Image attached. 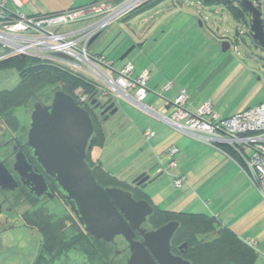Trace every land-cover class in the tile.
Here are the masks:
<instances>
[{"label":"rangeland","instance_id":"1","mask_svg":"<svg viewBox=\"0 0 264 264\" xmlns=\"http://www.w3.org/2000/svg\"><path fill=\"white\" fill-rule=\"evenodd\" d=\"M31 1L46 8H81L95 1L106 0H28L30 3ZM233 6L238 7L234 2ZM26 11L27 6L25 5L22 12L26 13ZM143 14L141 21L146 23H133L131 29L128 28L129 26H124L126 34L135 35L137 32H143L146 28L145 25L150 26V24L160 25V28L156 31V28L153 29L151 32L153 36L151 39H147L146 48L153 41L156 42L149 47V51L142 59L133 60L134 67H137L141 62H148L149 68L154 66L157 70L170 69L174 75L181 76L180 80L184 87L182 90L187 93L191 92L190 96L196 94L197 98L201 97L206 101H212L213 106L223 118L252 108L264 100V53L253 44L249 37L244 36L246 29L243 28L242 23L237 22L226 6L204 0H163ZM240 29L242 37L232 39L236 35V31ZM163 31L164 35L161 34ZM119 33L120 28L113 29L109 36L103 38L104 40L97 39L90 50L95 55L103 54L107 58H119L123 52L121 54L114 52L120 41H117ZM223 43L229 45L226 52H222L221 45ZM136 51L131 52L128 59H132ZM88 79L90 80L89 77ZM17 83L18 77L14 71L8 70L0 73V90L12 89ZM53 89L54 87H48L44 91V96L38 101L45 105L49 104ZM99 101L105 102L106 99L99 98ZM34 103L35 100L30 101L13 111L17 120V128L10 129L8 132L20 137L21 143L26 140L28 121ZM118 106V112L104 123L102 122V128H106L112 136L110 143L113 152L111 153H114L104 160L109 165L104 161L103 165L109 166V171L115 173L123 166L122 164L126 163L125 160H121L119 152L115 150L120 149L121 143L124 147L126 143L135 140L134 129L130 130L129 125L125 121L124 123L121 121L122 116L147 122L148 129L153 132L161 126L171 128L125 101H120ZM1 127L0 125V134L4 132ZM178 134L181 137L184 136L180 132ZM121 140L123 142H119ZM142 141L143 143L148 142L145 139ZM144 144L150 147V142ZM194 147H197L193 149L199 153L191 158L190 165L186 169L188 170L187 174L192 178L191 183L187 184L188 187L186 182L180 188H176L174 185L178 166L177 152L174 156V160L177 162L176 168L171 172L163 173L154 182L147 185L143 190L144 193L153 200L159 209L184 211L185 213L199 212L205 215H211V212L215 211L214 202L222 198L217 203L216 210L222 214L224 220L236 219L240 229L239 233L243 237H250V241L255 242L257 258L254 264H264V210H257L256 206L252 204L254 200V195L251 193L252 188L254 190L252 182L247 176L241 177L238 170L224 160L226 158L224 155L221 153L222 157L218 155L216 151L219 149L215 150L212 145L200 146L197 143ZM10 150L11 148L7 147L4 152H0V159H4ZM137 152V150L132 152L128 159H135L134 153ZM166 153L171 159L172 156L168 152ZM153 175L152 178L158 176ZM2 199L3 196L0 194V201ZM42 202V199L38 200L35 207L37 208ZM208 202L212 205H209ZM32 208L33 206L30 204H22L14 211L23 215L31 211ZM48 208L49 210H46L53 214V217L62 214L58 208L55 209L51 205H48ZM148 228L152 229L153 227L148 226ZM2 241L4 250L16 248V251L12 254H1L0 264H29L33 258L38 256L37 238L26 229L6 233L2 237ZM116 242L120 243L121 240L116 239ZM122 248L123 246H120L118 250ZM49 264L90 263L80 250L74 248L57 256Z\"/></svg>","mask_w":264,"mask_h":264},{"label":"built area","instance_id":"2","mask_svg":"<svg viewBox=\"0 0 264 264\" xmlns=\"http://www.w3.org/2000/svg\"><path fill=\"white\" fill-rule=\"evenodd\" d=\"M146 1L94 2L82 8L33 16L22 12L26 0H0V59L32 57L89 77L99 97L116 103L125 101L186 137L219 146V151L234 161L264 199V100L252 108L223 118L214 111L211 101L202 102L193 113L188 112V96L181 89L172 103L171 111L163 114L146 103L148 71L133 76L132 60L113 70L112 60L90 52L89 42L93 37ZM248 1L260 12L264 26V0ZM241 32L240 29L239 36L232 39L240 38ZM170 88L171 84L168 83L162 90L168 91ZM89 99L81 97L79 104ZM153 136L151 131L143 133L145 141ZM224 147L235 157L229 156ZM167 152L172 157L168 164L162 165L160 171L163 173L177 166L174 156L178 150L171 147ZM184 182L182 177L176 176L174 179L176 188H180Z\"/></svg>","mask_w":264,"mask_h":264},{"label":"water","instance_id":"3","mask_svg":"<svg viewBox=\"0 0 264 264\" xmlns=\"http://www.w3.org/2000/svg\"><path fill=\"white\" fill-rule=\"evenodd\" d=\"M239 5L248 18L249 30L244 36L264 53V26L260 12L248 0H241ZM97 37H93L89 45ZM221 47L222 52L229 49L227 43ZM133 49L132 46L121 54L118 62L127 59ZM90 105L98 111L99 117H103V122L119 110L117 103L110 99L104 104L93 99ZM28 126L26 147L29 158L18 153L13 170L31 194L54 199L55 194L44 178L49 177L89 237L106 243L113 242L116 237L124 239L130 250L126 264H190L171 252V240L178 231V222L170 221L155 230L146 231L142 225L153 214V206L145 200H135L128 191L103 188L96 182L86 163L94 127L89 113L72 97L56 91L49 105L35 103ZM159 176L150 179L142 174L131 184L144 190ZM15 186L12 176L0 161V189L13 190ZM136 233L142 237L141 242L134 241Z\"/></svg>","mask_w":264,"mask_h":264},{"label":"trees","instance_id":"4","mask_svg":"<svg viewBox=\"0 0 264 264\" xmlns=\"http://www.w3.org/2000/svg\"><path fill=\"white\" fill-rule=\"evenodd\" d=\"M160 1L163 0L146 1L124 17L123 20L126 18L130 19L151 9ZM204 1L226 6L237 22L242 23L245 29L248 28L247 14L239 5L241 0L237 2L234 0ZM233 2L238 5L237 8L233 6ZM236 36H239V30L236 31ZM253 44L256 45L254 42ZM125 61L119 63L118 59H116L114 63L124 64ZM8 70L16 73L18 83L12 89L0 90L1 129L15 130L17 128V120L13 111L18 107H23L30 101L35 100V103H40L38 99L44 96V91L50 86L54 87L53 94L56 91H62L72 97L78 104L81 97H87V99L92 97L93 100L96 96L94 83L88 78L75 74L67 68L43 62L36 58L10 56L0 59V73ZM90 102L87 101V107ZM88 113L92 120L94 132L86 162L100 186L103 188H120L128 191L135 200H145L153 206L154 212L147 220L148 226L158 228L170 221L178 222L179 228L174 242L177 239L185 242L187 250L184 253V257L190 264L255 263L257 254L254 246L238 238L230 228L222 226L216 218L200 213L159 209L143 190L132 188L130 184L118 180L105 171L97 159L93 158L94 151L102 148L105 140L102 120L97 115H92L89 111ZM224 148L229 153V156L235 157L228 148ZM31 205L33 206L34 203L31 202ZM52 215L46 209L36 208L21 217L22 225L30 229L38 238L39 255L33 264H49L57 256L74 248L80 250L90 264H102L101 258H99L104 251L101 242L92 240L94 242L92 244L90 242L91 239L79 228L73 218L68 216L69 214H61L54 217Z\"/></svg>","mask_w":264,"mask_h":264},{"label":"crops","instance_id":"5","mask_svg":"<svg viewBox=\"0 0 264 264\" xmlns=\"http://www.w3.org/2000/svg\"><path fill=\"white\" fill-rule=\"evenodd\" d=\"M26 1H27L26 14L33 15V16L58 13V12L66 11L69 9H77V8H72V7L71 8H66V7H47L46 8V7H42L37 2L31 1V3H30V2H28V0H26ZM106 1L116 3V2H119L120 0H106ZM66 4H68V3H66ZM85 6H88V5H85ZM85 6H83V7H85ZM143 15L144 14L142 12V13L137 14L136 16H134L130 19L126 18L123 20V18H122L118 22L107 27L102 33H100L98 35L96 40L99 38L101 40L103 38L105 39L107 36H109L110 31H112L115 28H117V29L120 28V33H119L120 35H118V39H117V41H119V40L120 41H119V44L115 47L114 52L115 53L119 52V54H121L122 52L124 53L128 48L133 46L134 47L133 51L137 50L136 54L133 55L132 59H128V57H127V59H125V60L126 61L127 60L133 61V60L142 59L147 54V52L149 51V47L153 46L156 42V41L155 42L153 41L154 43L152 42L149 45V47L146 48L147 39H151V37L153 36V35H151V32L155 28H156L155 31L159 30L160 25H157V26L152 25V24H150V26L145 25L146 28L144 27L145 28L144 31L143 32H137L135 35L126 34V32L124 31L125 30L124 26H127V27L129 26L128 28L131 29L132 28L131 25L133 23L135 24L136 22H139V23L145 22V21H141L143 18L142 17ZM161 34L164 35L165 32L163 31ZM95 41L91 44V46L95 43ZM90 52L92 54H94V52H92L91 50H90ZM100 55H103V54H100ZM106 59L113 61V68H112L113 70H118L123 65V64H115L114 61L116 59L107 58V57H106ZM147 63L148 62H146V63L141 62L137 67H134L133 76H136L137 74H139L143 70L149 72L150 78L147 82L148 96L146 99V103H147V105H149L153 109H155V110H157L163 114H168L172 109V103L174 102V100L178 94V91L181 89H184L183 82L180 80L181 76L180 75L179 76L174 75V73H172L170 71V69L157 70L156 67H154V66H151L149 68ZM110 73L113 74V71H110ZM166 83L167 84L171 83V88L168 91H163L162 87ZM174 86H175V88H174ZM186 88H188V87H186ZM190 93L191 92L188 91V93H187V91H186V94L188 96V103L186 104V109L188 110V112L193 113L198 108V106L206 100L201 98V97L197 98V95L195 93H194L195 95L190 96ZM211 103H212V101H211ZM118 104H119V102H118ZM212 105H213V103H212ZM213 109L217 114H219L214 106H213ZM220 116L223 117L222 115H220ZM120 119H121V121H123V123L125 121L129 125L128 127L130 128V130L134 129L135 140L133 142L126 143V146H124V147H123V145H121L122 143L121 144L119 143L120 149L115 150V151L119 152L118 155L120 156L121 160L122 161L125 160L126 163L122 164L123 166L121 168H119L116 171V173L109 171V166L103 165V161L106 158H108V156H112L114 154V153H111V152H113V150H112L113 148H111V143H110L112 136L109 134V132L106 128H105L106 130L104 129L105 140L103 143V147L97 149V151H94L93 158L97 159L98 163H100V165L102 166V168L105 171L109 172L112 176H114L118 180L126 182L127 184H130L134 179H136L138 176H140L142 174L148 175L150 178H152L154 176L153 174L162 175L163 172L160 171L162 165H166L170 161L169 157L167 156L166 150H167V148L172 146L178 150V159L176 157V160L178 162L177 175L176 176L184 178V180L186 182V186H187V184L191 183L192 178L190 177L189 174H187L188 170H186V169L190 165L191 158L199 153L197 150L193 149V148H195V149L197 148V147H194V145L196 143L200 146L203 145L206 147L209 145H207L204 142L195 141L193 139L191 140V138L189 139V137H186V136L181 137L178 134V132H176L175 130H172L171 128H168V127L161 126V127H158L157 129H155V132L151 131L154 133V136L147 140L148 142H150V147H149V145L144 144V143H148V142L143 143V141H142L144 139L143 133L146 131H150V129H148V127H147L148 126L147 122H145V121L143 122L141 119L132 120L129 117L123 118V116ZM119 142H123V140H121ZM151 142H152V144H151ZM213 148L215 150L218 149L217 146L216 147L213 146ZM136 150L138 152L134 153L135 159L131 157L132 159H134V160L131 159L132 160L131 161L128 158H130V156H131L130 154L132 152H135ZM216 152L218 153V155H220V153L222 155H224L221 151L217 150ZM139 157H141V159H139ZM225 157L226 158H224V160L227 161L228 163H230L231 165H233L235 167V169L238 170L241 177H246V175L238 168V166L234 163V161L232 159H230L227 156H225ZM105 163H107V165H109L108 162H105ZM172 170H174V169H171L170 172ZM247 185H249V184H247ZM252 187H254V186H252ZM251 193L254 195V200H253L252 204L254 206H256L257 210H259V209L264 210V199L262 198L261 194L256 189V187H254V190L252 188ZM220 200H222V198ZM219 201L214 202L215 211H212L211 215L210 214H207V215L216 218V220H218V222H220V224L222 226H227L228 228H230L236 234V236L238 238L245 241L247 244L252 243V245L254 246L255 242L252 240H251L252 241L251 242L249 239L250 237H248V236L243 237L239 233L240 229L238 228V223L236 222V219H234V220L231 219V221L224 220V218L222 217V214L218 210H216L217 203ZM152 202H153V200H152ZM208 204H209V202H208ZM209 205H212V204H209ZM182 212H184V211H182ZM197 213H199V212H197ZM200 214H202V213H200Z\"/></svg>","mask_w":264,"mask_h":264},{"label":"flooded vegetation","instance_id":"6","mask_svg":"<svg viewBox=\"0 0 264 264\" xmlns=\"http://www.w3.org/2000/svg\"><path fill=\"white\" fill-rule=\"evenodd\" d=\"M95 95L96 96L93 99H97L98 102H100L101 104H104L107 100H109L108 98L102 97V98L106 99V101L101 102V101H99V98H101V97H99L98 94H96V92H95ZM51 100H52V98H51ZM88 101H92V97ZM86 103H87V101H84L82 103L80 102L81 107L83 109L86 108L87 112L89 111L92 115L98 116L99 113L96 109H94L93 106L90 105L91 102L89 103L88 107H87ZM40 104H42V103H40ZM49 104H46V105H49ZM42 105H45V104H42ZM117 105H118V103H117ZM98 118H100L102 120L103 117L98 116ZM3 130H4V132H2L0 134V139L2 142L0 144V152H4L7 149V147L11 148V150L7 154V156H5L4 159H0V161L3 163L4 167L8 170V172L12 176L16 186L13 190H1L0 189V194H2V196H3V199L0 201V255L1 254H12L13 252L16 251V248L12 249V250H4V244L2 241V237L6 233L18 231L20 229H26L29 232H32V231H30V229H28L22 225V222H21L22 215H19V214H17V212L14 211V210H16L15 209L16 207H20L22 204H30L31 205V202H33L34 205H33V208L31 210H34V209H36V207H35L36 202L38 200L42 199L43 202L39 204V206L37 207L38 209L49 210L48 205H51L55 209H57V208L60 209V213L62 212V214H66V215L69 214L68 216L70 218H73L74 222L79 226V224L77 223L73 214L69 211V207H68L67 203L61 199V195L58 193L55 184L53 183V181L49 177L44 176L47 184L50 186V188L53 190V192L55 194L54 199H49L48 197H46L44 195L40 196V197H36L35 195L31 194L29 189L21 182L20 177L14 172L13 166L15 163V157L18 153H21L22 156H24L25 158H29V151H28V148L26 147L27 132H26L25 142L23 141L21 143L20 137L15 136L11 132H8V130H6V129H3ZM150 179H152V178H150ZM130 186L132 188H139V187H136L135 185H132L131 183H130ZM27 213H30V211L26 212L24 214H27ZM147 220H148V218H147ZM147 220L142 225V229H144L146 231L155 230L156 228H152V229L148 228ZM79 228L83 231V229L80 226H79ZM32 234H33V232H32ZM176 234H177V232H176ZM176 234L174 235V237L171 240V252L173 255L182 257L184 260H186L184 257V253L187 250V245L185 244V242H181L180 241L181 239H177V241L174 242ZM33 235H35V234H33ZM87 237L89 239H91L90 242L92 244H94L93 241H96V240L92 239L88 235H87ZM116 239L121 240V242L120 243L116 242ZM134 241L141 242L142 237H140L136 233ZM96 242H101L102 243L101 246H103V249L105 251V252L103 251L102 256H99V258H101L102 264H126L127 263V260L130 257V250H129L128 244L124 241L123 238L116 237L113 240V242H110V243H106L103 241H96ZM37 245H38L37 251H38V255H39L38 238H37ZM183 245H185V246H183ZM120 246H123V248L118 250V248ZM180 249H182V251H180ZM37 258H38V256L35 259L33 258L34 259V260L32 259L33 262L31 260L29 262V264H33L37 260Z\"/></svg>","mask_w":264,"mask_h":264}]
</instances>
